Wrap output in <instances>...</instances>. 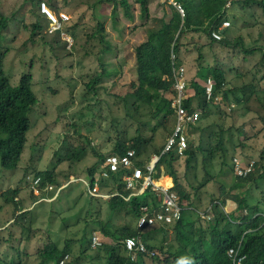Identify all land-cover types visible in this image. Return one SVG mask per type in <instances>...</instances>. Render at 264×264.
Returning a JSON list of instances; mask_svg holds the SVG:
<instances>
[{
  "label": "clouds",
  "instance_id": "obj_1",
  "mask_svg": "<svg viewBox=\"0 0 264 264\" xmlns=\"http://www.w3.org/2000/svg\"><path fill=\"white\" fill-rule=\"evenodd\" d=\"M160 1L178 11L185 21L187 11L181 0H172L178 5L170 0ZM239 1L227 0L222 11L221 22L211 24L207 34L195 33L194 39L196 41L200 39V42L205 43L203 39L207 37L210 40L209 48H216L224 46L222 45L224 40L232 43L233 39L238 38L237 36L229 37L228 30L232 28L230 16L237 15L240 19L244 17L242 11H237L239 14L233 11L237 4H246L244 1ZM24 2H26V7L33 4L31 0H23L22 4ZM48 3L49 0H44L40 7L37 6L38 14L33 10L38 16L40 15L37 17L34 14L35 21L45 19L47 24L42 20L45 24L42 32L47 31V35L61 39L60 52L66 45L67 48H64L66 51L67 49L72 51L68 52L72 55L75 40L68 30L73 23V15L59 0H56L60 8L59 11L51 7L52 0L51 5ZM249 6L258 8L254 2ZM45 8L56 19L52 18ZM229 11L230 15H228ZM113 19L114 12L111 18V28L108 27L110 48H107L100 36L92 38L93 40L99 39L103 45V49L95 54L98 59V67L99 69L101 67L102 70L93 76L104 74L105 67L111 69L112 66L109 65L117 64L116 59L121 55L123 42L121 38L111 34ZM16 22H18V15ZM99 22H106L107 26L109 24V21L100 20ZM227 23L229 25H225ZM29 25L31 26L32 23ZM12 26L13 24L5 37ZM97 29L98 27L94 33ZM215 32L219 33V38L215 36ZM175 49L176 43L171 56L173 82H169L168 90H160V93L164 94L163 98L169 101L171 110L164 124H162L163 113L154 118L149 115V111H143V116L140 114L129 115L130 112L134 114L133 111L137 106L143 110L156 109V107L146 105L138 98L137 100L134 98L133 93L134 91L137 93L136 89L139 84L136 79L133 82H125L128 73L132 70L128 66L119 79L105 78V82H89L86 77L84 78L85 82L80 83H35L34 81L29 87L30 92L24 88L21 80L28 75H32L34 79L32 71L26 75L23 74L19 83H14L12 79L11 87L22 90L19 95H16L12 90L10 97L2 96L5 100L3 109L9 115L22 111L26 112L27 116L15 128V133L20 138L18 141H23V143H8L0 147V153L9 156L16 167L13 169L5 167L0 157V170L3 174L12 175L21 171L24 166L27 170L24 173L29 174L26 180L29 192L26 195L28 198L24 200V192L20 188L13 187L0 193V264H107L109 254L105 251L106 245L115 246L114 248L124 254L128 262L133 264L140 262L146 264L147 260L154 264L152 258L156 255L164 264L166 259L170 264H188L186 260L180 259L179 261L178 259L185 258L187 255L181 256V253H178V257H173L177 253L178 237L188 238L192 233V225L195 232L199 229L203 230V227H209V224L216 225L217 222L220 228L227 227L234 235H240L238 244L228 250V256L232 263H246L245 236L264 226V170L260 164L264 161V154L260 159L248 153L236 154L237 151L229 149L223 142L226 140L229 143L233 139L232 127L226 128L223 125H219L216 131L222 144L219 146V150L213 152L219 141L212 149H207L203 143L205 133L212 130L216 123L203 126L201 124L204 116L205 118L211 116L213 106L218 111H223L224 116L227 117L233 114L234 105L236 107L241 104L243 109H246V104L252 98L257 99V103L261 102L264 87H257L255 82H249L245 86H232L231 82H227L226 73V82H222L219 87L214 78L206 79L200 75V65L209 67L208 62L204 60L205 49L201 56L194 59L196 66L193 63L189 65L188 56L183 55V51L185 53L191 51L194 56L193 48L191 50L184 48L180 54ZM108 51H110L109 56L106 55ZM83 64L84 61H78V65ZM192 67L197 68L193 77H191ZM116 80H120V82H114ZM124 86L128 87L129 96L122 92ZM41 87L44 89L39 91ZM81 90L85 99L94 98L96 100V104H93V116L96 119H106V111L101 110V105L109 103L111 99H115L113 107L122 103V110H126L125 117L132 118L138 125L137 134L134 137H128L126 133L127 139L120 138L115 142H110V147H107L102 142L107 131L104 129L87 131L86 127L90 121L85 114H82L78 120L72 119L68 115L58 118L56 122L52 120L53 116L40 115L42 126L48 127L52 135L62 138L58 145L52 140L41 141L37 138L36 142H31V136H35V128L38 129L35 116L39 110L45 104L50 108H55L46 100L56 98L60 99L62 104L64 96L69 97L72 101ZM102 91L107 97L102 94ZM31 94L33 100L26 101L25 97ZM237 94L241 96L238 97ZM229 96H233L235 99L229 98ZM159 104L162 103L158 102L156 105ZM10 109L13 111L10 112ZM261 109L259 108L264 114V107ZM149 127H152V135L156 133L158 127L167 130L168 133L163 144L156 145L153 142V137L147 138L143 135L142 132H147ZM63 129H65L64 132H62ZM226 132L227 135H225ZM139 135L147 143L141 154L133 148L134 140ZM101 142L103 143L102 147L99 146ZM31 144H37V147L31 146ZM190 145H192L194 154L191 159H187ZM31 147L33 151L30 150ZM46 150L48 152H45ZM28 151L32 152L31 159L27 157ZM37 151H40L42 155L40 159L35 155ZM52 151L54 152L55 166L52 170L42 172L38 167L41 166L42 160L51 156ZM158 151L160 152L157 153ZM220 152L223 153L219 163L222 170L219 173L220 178L215 179L219 183L216 193V191L212 192L207 188V184L213 181L212 178L202 183L196 174L190 179V174L186 171L197 168L199 154L202 156L203 167L207 169V166L215 161L216 154ZM252 155L254 154L252 153ZM169 156H173L180 162L181 170L178 173L181 178L180 183L188 194L186 200H182L176 191L173 177L164 171V167L159 169L161 159ZM32 165L34 167L30 171ZM256 172H260L258 178L255 175ZM210 173L212 174V172ZM245 187L247 188L243 191ZM256 192L259 193V198L255 197ZM73 195L76 197L75 204L83 203L77 213L72 214L71 210L65 206L61 207L62 210L55 211L56 202L62 197L67 198ZM236 199L248 201L254 210L248 208L240 210ZM118 201H122L128 206L134 205V210L137 213L126 214L124 211L119 214L112 213L110 205ZM105 203L109 207L110 216H115L122 221L106 222L105 224L102 222L99 214L102 209L101 205ZM45 204H54L47 223L43 216L36 214L38 208H43ZM221 215L224 220H228V224L222 222ZM63 216L64 218L61 219ZM40 217L43 221L38 224ZM218 219L221 221L219 222ZM254 221H260L262 224L256 228L245 229L249 222ZM99 223L105 225V228L112 233L125 228L124 231L134 229L137 231V235L126 238L124 242H117L102 234V226ZM92 228L96 229V232L92 231ZM16 229L19 230L17 235ZM177 229L180 232L179 236ZM148 237L159 245L163 244V252L169 256L162 258L159 251L149 249L148 242H146L150 240L147 239ZM155 242H151V244ZM171 246L175 247L172 252L169 250ZM177 251H181V248L177 247ZM33 258L35 260L31 263ZM48 258L53 260L48 261Z\"/></svg>",
  "mask_w": 264,
  "mask_h": 264
},
{
  "label": "rangeland",
  "instance_id": "obj_2",
  "mask_svg": "<svg viewBox=\"0 0 264 264\" xmlns=\"http://www.w3.org/2000/svg\"><path fill=\"white\" fill-rule=\"evenodd\" d=\"M59 1L67 7L69 12L73 15V23L69 26L68 30V33L75 40L74 53L72 55L68 53L72 51L68 49L66 51V45L64 46L65 48L62 47L63 51L60 52L59 45L61 39L47 35V31L37 34L36 41L38 44L36 46L29 43L32 38L33 26L27 28L26 25L35 21L36 17L31 11L34 10L38 14V7L34 8L32 5L26 7V2L22 4L23 0H7L5 8H0V10L6 13L16 12L17 14V9L20 10L19 7L21 6V11L18 14V22L13 24L10 32L6 35L4 43L5 49L10 51L6 68L8 73L12 76L14 83H19L21 77L24 76L23 74L26 75L31 71L34 75L35 83H80L85 82L84 78L86 77L87 81H91L92 79L90 80V78L93 77L96 72L102 70L101 67L100 69L98 67V59L95 54L103 49V45L100 43L99 39L93 40L92 34L96 30V27H98V22L100 20L104 22L109 21L108 27L111 28V18L117 0H114V2L110 0ZM248 5L250 4H237L236 9H233L237 14H239L237 11H242L244 13L243 19H240L237 15L229 17L232 22V28L228 30V36H232L231 38L236 36L242 38L243 49L226 46L209 48L210 40L206 36V39H203L205 43L200 42V39L196 41L194 39L196 36H194L191 38L188 37V42L191 44L187 45V47H189L188 50L193 48L194 56L191 54V51L189 52L190 55L188 52L185 53L183 51V55L188 56L187 62L189 65H192V63L194 65V59L201 56L204 51L203 49H205L204 60L208 62L209 66L213 67V65H216L224 70L228 80L227 82H231L232 86H245L249 82H255L257 87L263 88L264 67L259 63L260 54H250L244 52V50L264 47V16L257 6L248 7ZM228 15H230V11ZM43 20L46 22L45 19ZM79 60L84 61V64L78 65ZM131 62L135 66V69H137V55L135 52L132 54ZM194 66H196V63ZM196 70V67L191 68V77L195 75ZM134 74L138 76V72L134 73V71L131 70L125 82H133L135 79ZM43 89L44 88L41 87L39 91ZM103 92L104 91H102V94L105 96ZM122 92L128 96L130 94L127 86L122 88ZM237 96L240 97L241 95L237 94ZM229 98L235 99L233 96H229ZM260 100L261 102L257 103V99L252 98L246 104V109H243V105L241 104L236 105V107L233 104V114L227 117L224 116L223 111H218V109L213 106L211 108V116L209 118H205L204 116L201 124V126H203L213 122L216 123V126L212 130L205 133L204 146L207 149H212L217 145L219 136L216 131L219 125H223L226 128L232 127L231 131L234 133V137L229 143L224 140V144L229 149L237 151L236 154L243 155L248 153L260 159L262 154H264V114L259 108L261 109L264 107V91L263 97H261ZM46 101L49 104H53L55 108H50L45 104L44 107L39 110L38 114L35 116L38 129L35 128V136H31V142H36L37 138L41 141L52 140L58 145L61 140L60 138H62L57 135H52L48 127L42 126L40 115L53 116L52 120L56 122L58 118L67 117L68 115H70L72 119L78 120L82 114H85L90 121V124L86 127L87 131H97L99 129L107 131L102 140L107 147H110V142H115L120 138L127 139V137H125L126 133L128 137H134L137 134L136 130L138 125L132 118L125 117L126 110H122L123 104L120 103L119 105H114V107L112 106L115 99H111L109 103L101 105V110L106 111V119L102 120L99 118L96 119L93 116V104H96V100L94 98H90V100L85 99L82 95V90L72 101L67 96L62 98V104L61 100L56 98L47 99ZM151 130L152 127H149L147 132L143 131L142 133L147 138L153 137L154 144H163L165 136L168 133L167 130L163 127H158L156 133H153L154 135L151 134ZM64 131L65 129L62 130V132ZM227 134L226 132L225 135ZM102 142L99 145L101 147L103 146ZM31 146L37 147V144H31ZM30 150L33 151V148L31 147ZM45 152L48 151L46 150ZM31 153L30 151L27 152L28 159H31ZM252 153L254 155H252ZM222 154V152L216 154L215 161L211 165H208L207 169L203 167L202 156L199 154L197 168L192 171H186L190 174V179H192V176L195 174L202 183L212 178L213 181L207 184V188L217 193L219 183L215 181V179L217 177L220 178L219 173L222 169L219 167V163ZM35 155L38 159L42 156L40 151H37ZM53 159L54 152L52 151L51 156L42 160L41 166L37 167L42 172L52 170L55 166V161H53ZM260 164L261 168L264 170V161ZM33 167V165L30 167V171ZM25 170L26 168L23 166L21 171L12 175L3 174L0 170V193L13 187L20 188L24 192L23 200L27 199L28 197L26 195L29 192V188L27 187L26 180L29 174L26 175L24 173ZM210 172H212V174ZM259 174L260 172H256L255 175L257 178ZM246 188L247 187H245L243 191H245ZM252 197L254 199L253 195ZM255 197L259 198L258 192L255 193ZM75 199L76 197L74 195L67 198L62 197L55 203V211L58 212L62 210L61 207L65 206L71 210L72 214L77 213L83 203L77 205L75 204ZM53 205L54 204H45L43 208H38L36 212L37 215L43 216L46 223L50 219ZM101 208L99 218L102 219L104 224L106 222L117 223L118 221H122V219L115 218V216H110L107 203L101 205ZM62 218H64V216L61 217V219ZM42 221L43 219L40 217L38 224H41ZM15 231L17 235L19 230L16 229ZM92 231L96 232V229L92 228ZM34 260L33 258L30 262L33 263ZM146 264L152 263L147 260Z\"/></svg>",
  "mask_w": 264,
  "mask_h": 264
},
{
  "label": "trees",
  "instance_id": "obj_3",
  "mask_svg": "<svg viewBox=\"0 0 264 264\" xmlns=\"http://www.w3.org/2000/svg\"><path fill=\"white\" fill-rule=\"evenodd\" d=\"M114 2V0H110ZM227 0H181L187 11V18L183 20L181 14L169 5L162 3L160 0H118L116 2V8L114 11L113 19V32L111 34L121 38L122 52L118 59H116L117 64L113 63L111 69L105 67L104 74H98L90 78L89 82H105V78L108 79H119L123 76L126 67L131 68L134 73L138 72V76H135L136 82L139 86L137 93L134 91L133 96L142 103L156 107V109L143 110L141 107H136L134 109V114L129 113L131 116H137L140 114L144 115L143 111H149L151 117L159 116L163 113V123L168 119L170 110L169 101L163 98V92L170 87L169 82H173L172 74V51L173 46L176 43L175 51L177 53H182L183 49L187 50L189 47L187 45L191 44L188 42V37H194L195 33H209L211 24H218L222 19V11ZM7 0H0V8H5ZM34 7L41 6L44 0H31ZM239 2H243L240 0ZM245 3L251 4L256 3L261 13L264 16V0H244ZM49 5H51V0H49ZM58 3L56 0H52V6L54 10L59 11ZM21 9V6L19 7ZM18 12L21 10L17 9ZM18 12L4 13L0 10V147L8 143L22 144L23 141L20 140L17 133H15V128L18 126L22 119L27 116L26 112H16L9 115L5 112L4 103L5 100L2 96L10 97L13 92L19 95L22 89H14L11 87L12 77L8 73L6 68V62L9 57V50L4 48L5 34L9 31L12 24L15 23ZM32 13L38 16L33 10ZM43 20V19H42ZM41 19L36 20L32 23L33 26L32 38L29 43L32 45H37L36 36L41 33L44 29V22ZM27 28L30 26L26 25ZM107 23L99 22L97 31L92 35V38H97L100 36L102 42L110 48V41ZM192 40V39H191ZM189 40V41H191ZM177 41V42H176ZM222 45L232 48L243 49L242 39L240 37L233 39L230 43L226 40L222 42ZM127 49V50H126ZM191 50V48H190ZM133 52L137 55V69L131 62ZM246 53H258L260 54L259 63L264 67V47L258 49L250 48L244 50ZM110 51L106 52L109 56ZM34 61V60H33ZM218 64V63H217ZM200 75L203 78L208 79L212 77L220 84L226 82L225 71L218 66L205 67L200 65ZM114 82H120L116 80ZM21 83L27 91L30 92L29 87L34 83L32 75H28L22 78ZM225 99L227 97L225 96ZM25 100H33L32 94L26 96ZM158 102L162 103L156 105ZM13 109H10V112ZM5 112V113H4ZM142 125V124H140ZM9 140V141H8ZM222 142L219 141L218 145L214 148L213 152L219 150ZM147 146L144 138L139 135L134 140L133 148L141 154L142 150ZM200 149V148H199ZM1 152V151H0ZM158 151L157 153H159ZM194 150L192 145L187 151V159L193 157ZM214 154V153H212ZM2 158V163L5 167L13 169L15 164L9 156H5L0 153ZM189 161V160H188ZM187 161V164H188ZM164 167V171L173 177L176 184V191L180 194L182 200L188 199V194L186 193L185 187L180 183L179 171L181 170L180 162L173 156L164 157L161 159L159 164V169ZM240 210L250 209L254 210L250 203L244 199H236ZM135 206H128L122 201H118L110 205L112 213L119 214L126 212V214L137 213L134 210ZM220 218L223 223L228 224V220H224L221 215ZM220 222L221 220L218 219ZM262 224L260 221L249 222L245 229L251 227H259ZM102 226V234L105 237H110L112 240L117 242H124L126 238L133 237L137 235V231L134 229H128L124 231H118L112 233L109 229ZM178 236L180 235L179 229H177ZM240 235H234L227 227L220 228L217 222L216 225L209 224V227H203V230L193 231L188 236V238L183 237L177 239V247L181 248V251H177L176 255L173 257H178L181 253L182 255H187L184 259L188 264H233L232 260L228 256V250L234 245L238 244ZM147 239H150L149 237ZM149 249L159 251L162 258H166L169 254L163 252L164 245L157 244V242L152 239L147 240ZM151 242H155L152 243ZM115 246H105V251L109 254L107 259V264H133L129 263L126 256L121 254ZM244 248L247 254V260L245 264H264V226L256 231L246 234L244 239ZM175 249L174 246L169 248L170 252ZM186 251V252H185ZM58 259V258H57ZM154 264H164L157 255L152 258ZM48 261L53 260L51 258ZM138 264H143L142 262ZM165 264H170L166 259Z\"/></svg>",
  "mask_w": 264,
  "mask_h": 264
},
{
  "label": "built area",
  "instance_id": "obj_4",
  "mask_svg": "<svg viewBox=\"0 0 264 264\" xmlns=\"http://www.w3.org/2000/svg\"><path fill=\"white\" fill-rule=\"evenodd\" d=\"M170 1H172V0H170ZM172 2H174V1H172ZM174 4H175V5H178V3H176V2H174ZM180 8L182 9L181 6H180ZM45 11H47V13H48L52 18H55V16H53V15L51 14V12H49V10H47L46 8H45ZM55 19H56V18H55ZM225 25H229V23H227V24H225ZM214 34H215V36H216L217 38L220 37L218 32H215Z\"/></svg>",
  "mask_w": 264,
  "mask_h": 264
}]
</instances>
